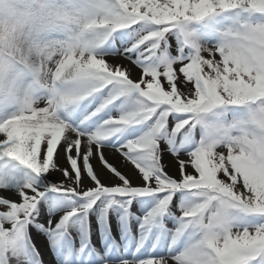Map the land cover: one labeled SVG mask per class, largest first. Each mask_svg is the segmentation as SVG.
<instances>
[{
    "label": "snow or ice",
    "instance_id": "obj_1",
    "mask_svg": "<svg viewBox=\"0 0 264 264\" xmlns=\"http://www.w3.org/2000/svg\"><path fill=\"white\" fill-rule=\"evenodd\" d=\"M0 264H264V0H0Z\"/></svg>",
    "mask_w": 264,
    "mask_h": 264
},
{
    "label": "bare ground",
    "instance_id": "obj_2",
    "mask_svg": "<svg viewBox=\"0 0 264 264\" xmlns=\"http://www.w3.org/2000/svg\"><path fill=\"white\" fill-rule=\"evenodd\" d=\"M54 179H59L60 177L58 175L54 176L53 177Z\"/></svg>",
    "mask_w": 264,
    "mask_h": 264
}]
</instances>
